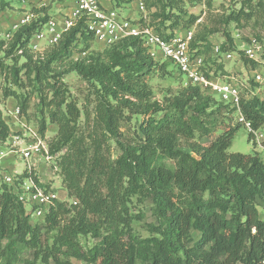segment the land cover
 Listing matches in <instances>:
<instances>
[{
    "label": "trees",
    "instance_id": "obj_1",
    "mask_svg": "<svg viewBox=\"0 0 264 264\" xmlns=\"http://www.w3.org/2000/svg\"><path fill=\"white\" fill-rule=\"evenodd\" d=\"M46 21L34 20L19 28L9 52L21 50L24 54L32 34ZM155 31L166 38L173 35ZM77 38L93 40L82 21L64 33L57 43L58 53L50 60L64 57ZM225 39L219 54L235 50L229 34ZM126 46L131 50L127 57L118 56L108 65L76 67L97 97V126L109 135L93 133L86 139L68 134L63 138L62 147L67 149L59 166L64 189L72 198L70 205L55 202L32 224L24 206L3 187L0 264H73L72 259L88 264H264V160L257 152L243 155L228 151L241 126L227 121L226 114H234V110L191 84L181 98L165 107L150 106L147 73L165 72L171 63L154 61L137 38L128 39ZM198 47L191 40L190 51L204 55ZM245 63L251 68L258 66L247 59ZM40 68L36 69L38 75ZM53 94L56 97L60 90ZM3 97L18 99L20 111H26V99L20 100L14 91L4 90ZM110 99L130 110V100L138 103L135 112L141 116L138 131L143 143L127 146L118 141L120 113ZM60 110L51 111L49 122L62 134L79 112L71 103ZM241 112L252 129L263 131L264 101L257 96L243 98ZM45 130L41 121L38 131L43 136ZM8 135L0 110V141ZM109 136L116 138L120 155L112 156ZM195 137L198 141L189 151L173 146L175 138ZM164 159L173 165H166ZM131 198L150 201L156 222L148 224V237L134 232L137 218L129 212ZM86 236L97 242L85 248L81 238ZM27 251H32V260L22 258Z\"/></svg>",
    "mask_w": 264,
    "mask_h": 264
},
{
    "label": "rangeland",
    "instance_id": "obj_2",
    "mask_svg": "<svg viewBox=\"0 0 264 264\" xmlns=\"http://www.w3.org/2000/svg\"><path fill=\"white\" fill-rule=\"evenodd\" d=\"M142 1L145 7L143 13L138 11L135 0H110V3L111 8L117 11L122 18L130 21H142L145 26L148 23L149 27L154 30L157 29L165 33L172 32L179 36L183 35L185 31L191 30L193 44H199L197 49L203 52L207 60L205 63L207 72L225 81L242 84L244 96H257L261 101H264V81L257 85L251 81L252 69L245 63L246 58L241 52L244 43H250L252 40L264 43V0H174L173 3H169V0ZM59 3H62V0H0V30L10 29L20 16L29 12L35 15V21L49 20L57 18V16L65 17L71 4L66 3L61 7L62 10H59ZM236 17L237 19H235ZM176 22L177 25L172 31L170 26ZM227 34L230 35L235 49L228 51L232 54L230 60H224L223 54H216L212 50V47L216 45L220 47L225 43ZM127 41L128 39L108 47H102L94 43L93 40L77 38L69 47L67 54L55 60H50V57L58 53V44L53 47H45L41 53H33L26 49L24 54L9 52L11 41L0 44V110L9 128L7 138L15 133L21 124L39 129L41 121H44L46 130L43 139L53 151V155H57V157L49 162V165L53 167L51 171L47 167L42 175V180L47 184L40 183L33 173L29 177L37 187L55 190L59 201L67 206L70 205L72 198L67 196L64 189L63 175L59 166L60 159L67 149V146L62 147L63 138L68 134H72L73 137L82 136L86 139L93 136V133H96L98 137H103L104 134L109 135L103 127L97 126L94 115L97 97L93 94L90 83L76 72V67L94 63L108 65L118 56L127 57L131 52L127 49ZM208 46L210 48H206ZM39 66L42 68L38 75L36 69ZM263 68L264 60L258 64L256 69ZM146 79L152 93L148 102L150 106L165 107L181 98L185 89L190 86L186 82V78L178 75L171 64L165 72L151 70L147 73ZM6 89L14 91L20 100L25 98L27 101L26 111L21 112L17 121L12 122L9 115L10 111L19 105L18 99L4 98L3 92ZM55 89L60 90V94L56 97L53 94ZM109 101L116 106L120 113L117 121L118 141L127 146L143 143L142 136L138 131L141 116L135 112L139 108L138 103L135 100H130L133 109L130 110L120 105L119 101L112 99ZM49 102L50 104L47 105ZM67 103L75 106L79 116L74 123L66 125L64 132L60 134L58 126L49 122V114L53 110L58 113L59 109L64 111ZM226 117L229 125L238 124L235 114H226ZM240 125L228 151L243 155L257 152L264 160V153L251 141H248V131L242 124ZM262 130L264 132V128ZM107 138L112 156L120 155L121 150L117 145L116 138L113 136ZM4 141H0V146H3ZM197 141V137L193 140L175 138L172 143L178 150L189 151ZM57 148L59 149L56 150ZM17 160L19 161L18 156ZM162 161L166 165H173V162L168 159ZM17 166L16 170H21L20 165ZM23 178L17 174L15 180L20 182ZM26 212L27 210H25ZM129 212L137 218L133 224L135 234L141 238L148 237V224L156 222L151 211L150 201L131 198ZM30 221L32 224L37 222L35 219H30ZM197 236L198 234L193 232V237L197 238ZM81 242L85 248H89L97 240L86 236L81 238ZM22 258L32 260V251L25 252ZM71 261L73 264H88L74 259Z\"/></svg>",
    "mask_w": 264,
    "mask_h": 264
},
{
    "label": "built area",
    "instance_id": "obj_3",
    "mask_svg": "<svg viewBox=\"0 0 264 264\" xmlns=\"http://www.w3.org/2000/svg\"><path fill=\"white\" fill-rule=\"evenodd\" d=\"M135 3L138 11L143 13L145 11L143 1L135 0ZM34 20L33 13H25L10 29L0 30V44L10 42L19 28L29 25ZM79 21H82L85 31L92 36L94 43L102 47H108L130 38L139 39L147 54L154 61H169L177 74L186 78L187 83L198 87L205 94L233 109L238 123L242 124L251 135L252 144L264 153V132L252 129L241 112V99L248 98L243 95V85L225 81L206 71L204 55L196 54L189 49L193 38L191 30L185 31L180 36L173 34L170 38H166L148 25L144 26L122 18L113 8L105 7L101 0H73L69 14L65 17L47 20L32 34L27 49L33 53H41L45 47L55 46L64 33ZM213 51L219 54V46H214ZM241 52L248 61L259 64L264 54V43L255 40L244 43ZM17 53L21 54L22 51L19 50ZM222 56L224 60L232 58V54L228 52L223 53ZM251 69V81L256 84L262 83L264 68ZM20 114V108L17 106L10 111L9 117L12 122L17 121ZM56 157L57 155L50 153L49 146L38 129L24 124H21L20 128L4 141L3 146H0V193L3 187H7L27 210L26 215L29 219L37 221L42 219L49 208L55 202H59L55 190L37 187L29 177L33 173L40 183L47 184L42 180V175L47 167L51 171L53 167L49 165V162ZM17 165H20L21 170H16ZM24 173L28 176L16 182V175L22 176ZM73 204H75L74 201Z\"/></svg>",
    "mask_w": 264,
    "mask_h": 264
},
{
    "label": "crops",
    "instance_id": "obj_4",
    "mask_svg": "<svg viewBox=\"0 0 264 264\" xmlns=\"http://www.w3.org/2000/svg\"><path fill=\"white\" fill-rule=\"evenodd\" d=\"M101 2L105 7L111 8V6H112L110 3V0H101ZM66 3L71 4L70 8L67 9V13H66V14H69V12L73 6V0H62V3L58 4V9L62 10L61 7L64 6V4H66ZM60 17H62V16H57V18H60Z\"/></svg>",
    "mask_w": 264,
    "mask_h": 264
}]
</instances>
